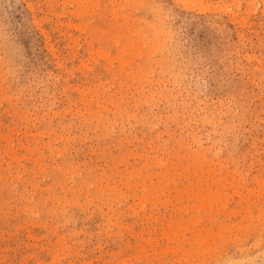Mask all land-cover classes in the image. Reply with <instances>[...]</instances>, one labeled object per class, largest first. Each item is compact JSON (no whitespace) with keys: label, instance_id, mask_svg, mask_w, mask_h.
Wrapping results in <instances>:
<instances>
[{"label":"rangeland","instance_id":"obj_1","mask_svg":"<svg viewBox=\"0 0 264 264\" xmlns=\"http://www.w3.org/2000/svg\"><path fill=\"white\" fill-rule=\"evenodd\" d=\"M0 264H264V0H0Z\"/></svg>","mask_w":264,"mask_h":264},{"label":"bare ground","instance_id":"obj_2","mask_svg":"<svg viewBox=\"0 0 264 264\" xmlns=\"http://www.w3.org/2000/svg\"><path fill=\"white\" fill-rule=\"evenodd\" d=\"M155 33V32H154ZM156 34V33H155ZM141 37H142V35H141Z\"/></svg>","mask_w":264,"mask_h":264}]
</instances>
